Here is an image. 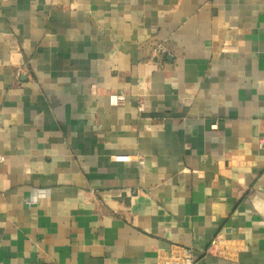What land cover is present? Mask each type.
I'll return each mask as SVG.
<instances>
[{"label": "crops", "instance_id": "0c3cea01", "mask_svg": "<svg viewBox=\"0 0 264 264\" xmlns=\"http://www.w3.org/2000/svg\"><path fill=\"white\" fill-rule=\"evenodd\" d=\"M263 135L264 0H0V264H264Z\"/></svg>", "mask_w": 264, "mask_h": 264}, {"label": "built area", "instance_id": "2783aa9c", "mask_svg": "<svg viewBox=\"0 0 264 264\" xmlns=\"http://www.w3.org/2000/svg\"><path fill=\"white\" fill-rule=\"evenodd\" d=\"M162 50L163 49L159 46L157 52H162ZM108 99L111 105H118L124 101V95L122 93H114L110 94ZM257 145L258 147L264 149V135L258 138Z\"/></svg>", "mask_w": 264, "mask_h": 264}]
</instances>
